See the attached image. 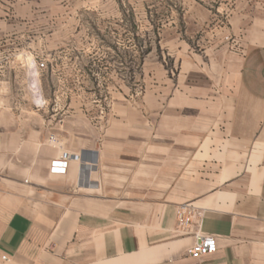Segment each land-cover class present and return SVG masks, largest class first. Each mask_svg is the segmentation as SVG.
<instances>
[{
  "label": "crops",
  "instance_id": "1",
  "mask_svg": "<svg viewBox=\"0 0 264 264\" xmlns=\"http://www.w3.org/2000/svg\"><path fill=\"white\" fill-rule=\"evenodd\" d=\"M180 8L157 33L167 68L157 47L124 62L120 0H0V264H264V0ZM56 56L105 58L104 116L49 103ZM201 236L217 250L191 259Z\"/></svg>",
  "mask_w": 264,
  "mask_h": 264
},
{
  "label": "rangeland",
  "instance_id": "2",
  "mask_svg": "<svg viewBox=\"0 0 264 264\" xmlns=\"http://www.w3.org/2000/svg\"><path fill=\"white\" fill-rule=\"evenodd\" d=\"M123 2V24L118 25V33H123L121 42L118 44L123 47L124 62L130 61V48L134 45V50L138 48L139 59L142 65L147 50L157 47L158 59L167 68H171L168 58L159 50V38L157 33L163 29L165 17L173 16L178 18L180 15V4L182 0H120ZM138 18V23H137ZM108 29V32L114 31V27ZM136 33L138 36H136ZM150 35L148 36V34ZM133 34V36H132ZM153 34L155 37H153ZM133 37V39H132ZM84 42H82L83 44ZM84 46V44L82 45ZM108 48V52H114L115 40L107 37L96 45ZM67 48V46H65ZM114 59V53H111ZM45 57L44 67L39 68L43 71L45 83V97L52 103L55 96L61 100V107L69 98L73 99L76 108L82 110L97 111L102 116L111 107V97L116 93L115 75L113 71H108L105 66V58L91 61L88 57H80L77 60L79 70H68L67 67H61L60 70H52L51 64H68V56ZM55 59V62H52ZM110 62V61H108ZM91 64H95L91 66ZM103 64V65H101ZM122 73V74H121ZM118 72L119 76L125 79L124 95L132 96L143 92V85L139 89L131 86L129 73L124 70ZM118 90H121L118 88ZM136 90V91H135ZM138 90V91H137ZM53 105V104H51Z\"/></svg>",
  "mask_w": 264,
  "mask_h": 264
},
{
  "label": "built area",
  "instance_id": "3",
  "mask_svg": "<svg viewBox=\"0 0 264 264\" xmlns=\"http://www.w3.org/2000/svg\"><path fill=\"white\" fill-rule=\"evenodd\" d=\"M44 63L40 62L38 68H43ZM52 142H55L53 137L50 138ZM68 160L55 159L50 163V172L57 173L60 175L65 174L67 170ZM179 223L182 225H187L190 222L191 212L178 211L177 212ZM217 250L216 240L213 236H201L199 240L189 249L188 255L191 259H199L203 256L214 254Z\"/></svg>",
  "mask_w": 264,
  "mask_h": 264
}]
</instances>
